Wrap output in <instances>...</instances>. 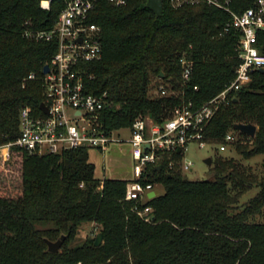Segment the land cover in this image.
I'll list each match as a JSON object with an SVG mask.
<instances>
[{"label":"trees","instance_id":"obj_1","mask_svg":"<svg viewBox=\"0 0 264 264\" xmlns=\"http://www.w3.org/2000/svg\"><path fill=\"white\" fill-rule=\"evenodd\" d=\"M69 1L52 0L46 9L41 0H0V145L18 139L23 107L41 112L43 70L58 51L55 41L28 38L26 31L52 29ZM147 1L116 6L100 0L90 13L89 22L101 28L103 55L85 63L86 87L95 95L107 93L108 134L130 129L148 115L157 123L170 115L179 98H155L149 90L155 81L180 86L183 54L194 60L189 97L203 104L223 92L242 62L241 31L225 30L232 18L226 8L241 14L258 0H216L220 6L164 0L160 17ZM257 42L264 53V29ZM30 74L35 79H28ZM239 123L255 124V136L237 131ZM234 131L240 138L228 148L235 146L243 158L262 155L263 175L219 153L210 180H191L165 163L152 166L146 182L164 192L141 204L152 206L150 222L126 199L128 180L97 178L89 148L36 156L14 146L11 161L0 162V264H264V73L259 70L220 105L204 132L210 141L223 142ZM254 187L259 192L241 204ZM90 223L103 233V243L95 245L97 233L75 244ZM62 234L67 239L61 249L50 252L46 239Z\"/></svg>","mask_w":264,"mask_h":264},{"label":"built area","instance_id":"obj_2","mask_svg":"<svg viewBox=\"0 0 264 264\" xmlns=\"http://www.w3.org/2000/svg\"><path fill=\"white\" fill-rule=\"evenodd\" d=\"M100 0H70L52 29L26 31L27 37L55 41L58 51L50 60V72L43 76L45 101L48 112L40 108L35 113L28 106L20 113V135L14 142L0 145V162L5 165L11 161L14 146L22 148L29 155L57 154L68 149L87 147L106 150L112 143L128 142L135 158V178L127 184L126 199L135 201L134 210L150 222L152 206L141 207L151 191L158 186L149 178L152 166L166 164L169 169L182 171L185 175L194 170V160L186 155L191 146L205 148L211 144L219 145V153L227 150L235 140L233 132H228L223 142L210 141L205 136V128L221 104H226L242 87L253 79V72L264 69V53L260 51L258 30L264 29V0H258L241 14L232 13L226 31L234 27L241 31L239 57L241 64L236 69V77L223 92L203 104L189 97L187 88L192 80L194 60L185 54L179 57L181 64V83L178 88L171 83L155 81L151 84L150 94L155 98H179L170 115L157 123L152 116L136 119L129 129L128 138L108 134L103 125V113L109 104L107 93L95 95L86 87L85 63L98 60L103 55L100 40L101 28L90 23L91 12ZM116 6H125L129 0H108ZM189 3H212L216 0H175V5ZM50 5H44L49 9ZM44 72V70H43ZM28 79H35L30 74ZM197 90L198 86H194ZM160 191V189H159ZM161 193V192H160ZM159 193V194H160Z\"/></svg>","mask_w":264,"mask_h":264},{"label":"rangeland","instance_id":"obj_3","mask_svg":"<svg viewBox=\"0 0 264 264\" xmlns=\"http://www.w3.org/2000/svg\"><path fill=\"white\" fill-rule=\"evenodd\" d=\"M44 6V5H43ZM236 140L240 138L238 132L234 131ZM131 132L129 128H121L116 131V137L128 138ZM239 136V137H238ZM221 141H217L220 143ZM131 144L128 142H116L112 143L106 150H98L95 148H89L90 161L96 166V176L99 179L112 178V179H125L132 181L135 178L134 164L135 158L131 151ZM219 153V145L211 144L205 148H200L198 145L191 146L190 150L186 154L189 159L194 160L195 166L194 171L187 174L191 180H210L213 177V171L205 163L206 158H216ZM225 158L234 157L238 160L243 167L252 169L259 175H263V169H261L260 162L263 160V156L259 155L253 158H243L234 147L228 148L226 151L219 153ZM213 163V161H212ZM158 186V185H157ZM160 192H164V188L158 187ZM259 187H254L253 189L247 191L245 195L241 198V204H245L247 200L254 197L259 192ZM98 233V228L95 223L86 224L83 227L75 240V244L84 242L88 236H95Z\"/></svg>","mask_w":264,"mask_h":264},{"label":"water","instance_id":"obj_4","mask_svg":"<svg viewBox=\"0 0 264 264\" xmlns=\"http://www.w3.org/2000/svg\"><path fill=\"white\" fill-rule=\"evenodd\" d=\"M43 5L45 3H47V5H50V2L52 0H41ZM147 6L148 8H150L153 12H155V14L160 17L164 12V0H148L147 1ZM260 72H263L264 73V69L263 68H260L259 69ZM50 72V65H46L44 67V73L47 74ZM160 76L162 77H165L164 76V72H162L160 74ZM40 108L43 110V111H46L48 112V109H47V106L44 102L41 103L40 105ZM235 129L239 132H244L246 133L247 135L253 137L255 136L256 134V131H257V126L253 123H239V124H236L235 125ZM212 161H213V158L209 157V158H206L205 159V163L208 165V166H211L212 165ZM157 169H160L159 166H157ZM171 176V174H170ZM160 191L159 189H156L154 191H151L148 195V197L150 198H154L156 197L157 195H159ZM153 218V217H152ZM67 239L66 235L62 234L60 236L59 239L55 240V241H52L50 239H46L47 243H48V249L50 252L52 253H55V252H58L64 241ZM103 240H104V236H103V233H98L97 235V238H96V241H95V245L96 246H100L102 243H103Z\"/></svg>","mask_w":264,"mask_h":264},{"label":"bare ground","instance_id":"obj_5","mask_svg":"<svg viewBox=\"0 0 264 264\" xmlns=\"http://www.w3.org/2000/svg\"><path fill=\"white\" fill-rule=\"evenodd\" d=\"M44 5H47V3H45Z\"/></svg>","mask_w":264,"mask_h":264}]
</instances>
